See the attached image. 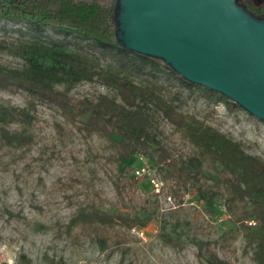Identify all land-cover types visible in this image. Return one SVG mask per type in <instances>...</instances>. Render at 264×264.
Segmentation results:
<instances>
[{
  "label": "rangeland",
  "instance_id": "374dc122",
  "mask_svg": "<svg viewBox=\"0 0 264 264\" xmlns=\"http://www.w3.org/2000/svg\"><path fill=\"white\" fill-rule=\"evenodd\" d=\"M39 34L71 47L95 48L87 39L55 27L0 19V39ZM94 52L102 64L112 60ZM0 62L14 66L21 59L0 49ZM145 71L166 86L165 98L178 95L183 100L176 101L182 113L264 160V121L226 100L216 102L203 86H185L163 66L161 71L151 66ZM67 93L74 103L100 93L119 100L113 88L98 80L76 83ZM28 99L21 90H0L3 106H25ZM35 116L30 126H9L30 134V144L0 149V264H211L212 255L223 264H256L251 204L231 197L229 175L221 165L157 113L153 134L169 153V164L160 162L155 144L116 161L113 136L85 134L44 101L37 102ZM190 159L194 165L180 171ZM84 206L149 219L145 226L128 230L116 225L97 234L84 225L70 228L72 215Z\"/></svg>",
  "mask_w": 264,
  "mask_h": 264
},
{
  "label": "trees",
  "instance_id": "16d2710c",
  "mask_svg": "<svg viewBox=\"0 0 264 264\" xmlns=\"http://www.w3.org/2000/svg\"><path fill=\"white\" fill-rule=\"evenodd\" d=\"M237 3L255 17H264L260 0H237ZM120 0H0V19L34 23L37 27H55L66 34L74 33L94 46H68L42 34L26 39H0V49L19 57L21 62L8 66L0 62V90H21L29 97L25 106L0 105V149L22 148L32 142L30 134L12 129L11 124L30 126L36 119L38 101L56 106L65 117L87 135L114 137V159H128L138 148L155 144L160 150V162L168 161L169 153L159 145L153 130L155 113L176 129L200 151L218 162L227 172L231 197L251 204L255 247L253 260L264 264V160L246 154L240 143L194 116L182 113L175 95L164 97L167 89L154 74L144 75L149 66L161 71L163 66L171 76L185 86H202L186 81L161 59L127 49L122 42ZM112 60L102 64L101 55ZM146 72V71H145ZM140 81H134V77ZM98 80L113 88L119 100L100 93L94 99L71 101L67 90L81 81ZM64 86L59 89L58 86ZM215 95L216 102L226 100L238 106L221 93L205 88ZM78 123V124H77ZM193 160L185 161L180 171L189 170ZM148 217L104 211L97 207H79L72 215L69 227L84 225L94 233L121 225L125 229L145 226ZM102 244L103 238L98 237ZM211 264H223L212 255Z\"/></svg>",
  "mask_w": 264,
  "mask_h": 264
},
{
  "label": "water",
  "instance_id": "95a60500",
  "mask_svg": "<svg viewBox=\"0 0 264 264\" xmlns=\"http://www.w3.org/2000/svg\"><path fill=\"white\" fill-rule=\"evenodd\" d=\"M124 46L264 121V17L237 0H120Z\"/></svg>",
  "mask_w": 264,
  "mask_h": 264
},
{
  "label": "built area",
  "instance_id": "2783aa9c",
  "mask_svg": "<svg viewBox=\"0 0 264 264\" xmlns=\"http://www.w3.org/2000/svg\"><path fill=\"white\" fill-rule=\"evenodd\" d=\"M141 171H144V169H143V168H141ZM138 173H139V171H138ZM7 264H11V263H7Z\"/></svg>",
  "mask_w": 264,
  "mask_h": 264
}]
</instances>
